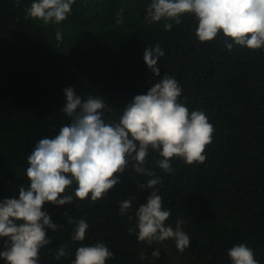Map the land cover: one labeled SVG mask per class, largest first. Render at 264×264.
Wrapping results in <instances>:
<instances>
[{"label":"trees","instance_id":"trees-1","mask_svg":"<svg viewBox=\"0 0 264 264\" xmlns=\"http://www.w3.org/2000/svg\"><path fill=\"white\" fill-rule=\"evenodd\" d=\"M32 2L0 0V201L29 186L27 158L36 143L70 123L60 111L66 88L82 100L101 96L112 109L105 120L118 122L135 96L167 74L181 86L178 102L190 113L204 112L214 128L203 163L173 157L172 171L165 173L157 166V151L150 149L146 157V169L162 180L156 190L171 212L165 224L175 229L177 221L184 222L190 244L182 252L172 238L151 244L137 239L135 213L151 191L139 185L150 177L129 165L102 199L73 195L71 205L43 206L61 227L46 229L51 243L40 249L38 264H73L79 247L97 243L114 253L105 264H232L227 253L238 244L264 264V47L234 45L229 51L222 33L200 42L194 14H183L179 24L153 22L152 0H75L59 24L30 18L26 9ZM157 44L164 52L159 77L143 61L145 48ZM76 187L74 182L65 194ZM130 196L136 199L121 215L119 203ZM66 212L87 223L83 241L71 239L76 225ZM61 246L66 255L56 259ZM0 264L6 261L0 258Z\"/></svg>","mask_w":264,"mask_h":264},{"label":"clouds","instance_id":"clouds-1","mask_svg":"<svg viewBox=\"0 0 264 264\" xmlns=\"http://www.w3.org/2000/svg\"><path fill=\"white\" fill-rule=\"evenodd\" d=\"M73 3L75 0H33L26 12L46 24H59L67 19ZM183 14H194L198 23L195 36L200 42L213 41L222 33L229 51L234 45L250 50L264 47V0H152L148 8L153 22L165 19L179 24ZM172 26L164 25L167 30ZM163 55L158 44L146 47L143 53L144 63L156 77L160 76L158 61ZM181 93L179 83L165 74L146 94L133 98L118 122H107L105 114L112 109L105 99L89 96L82 100L72 87L64 89L66 102L60 111L70 123L53 138L36 143L27 158L29 186L20 187L18 196L0 201V238H5L0 258L6 264H38L40 249L51 243L46 229L55 232L61 227L42 211L43 206L71 205L73 195L81 201L89 196L93 202L102 199L121 183L119 177L129 165L135 173L150 177L139 185L142 191H151L146 204L135 213L137 239L151 244L172 238L178 250L187 248L190 238L182 230L183 220L177 221L175 229L165 224L171 212L163 207L156 190L162 180L144 166L150 149L159 153L157 166L165 173L172 171L173 157L182 158L188 165L206 159L203 153L212 142L213 125L204 112L190 113L179 103ZM74 182V194H65ZM134 199L130 196L119 203L121 215ZM65 217L76 225L71 239L83 241L88 228L85 220L74 221L67 212ZM128 231L132 234L133 229ZM65 247H60L56 259L66 255ZM153 255L158 256L159 250ZM227 255L232 264H258L254 251L245 244L234 245ZM113 256L103 243H97L79 247L73 264H105Z\"/></svg>","mask_w":264,"mask_h":264}]
</instances>
